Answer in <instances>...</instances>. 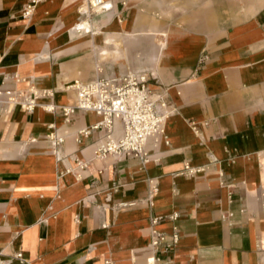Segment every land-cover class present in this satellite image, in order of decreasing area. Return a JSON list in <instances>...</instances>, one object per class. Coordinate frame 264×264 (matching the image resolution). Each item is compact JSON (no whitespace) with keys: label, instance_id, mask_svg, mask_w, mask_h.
Segmentation results:
<instances>
[{"label":"crops","instance_id":"0c3cea01","mask_svg":"<svg viewBox=\"0 0 264 264\" xmlns=\"http://www.w3.org/2000/svg\"><path fill=\"white\" fill-rule=\"evenodd\" d=\"M27 1L0 0V92L53 96L32 114L0 98V261L146 264L151 218L178 213L156 226L157 264H264V0H190L182 16L161 0H107L90 15L85 0H42L24 20ZM132 69L174 109L169 145L149 144L145 164L94 158L103 132H79L100 118L59 113L76 102L65 88ZM51 127L64 138L57 156ZM75 160L89 162L80 180L65 172ZM186 163L203 171L177 176Z\"/></svg>","mask_w":264,"mask_h":264},{"label":"built area","instance_id":"2783aa9c","mask_svg":"<svg viewBox=\"0 0 264 264\" xmlns=\"http://www.w3.org/2000/svg\"><path fill=\"white\" fill-rule=\"evenodd\" d=\"M42 0H28L21 11V18L28 20L34 13L35 7ZM111 4L107 0H85L80 11L85 15L100 14L110 11ZM83 30L76 28V31ZM206 55L199 59V64L206 61ZM101 73V71H99ZM150 75L145 71H127L118 76H96L88 82L74 80L65 89L75 93L76 102L72 107H59L57 111L65 118L75 113H93L100 118L99 122L88 130H82L79 135L87 137L91 131H102L103 138L95 145L94 158L103 159L107 156L124 159L130 158L142 164L148 162L147 147L151 144L157 147L161 143L166 146L169 141L165 135L166 121L173 115L174 109L165 101V96L158 93L152 86ZM18 82V80H16ZM51 90H30L28 92L8 91L0 92V98L10 106H18L27 114H32L39 106L38 100L51 98ZM47 112H54L55 107L48 105L44 108ZM194 134H198V127L190 122ZM46 135V142L50 151L58 155L64 138L55 135L53 127ZM34 143V140H30ZM89 165L88 161L75 160L73 169H66L65 172L76 171V179H81V172ZM203 171L201 167H191L184 164L182 171L177 176L192 177ZM147 196V203L152 206V198L156 192V186L152 181ZM121 207L127 204H120ZM178 213H172L166 217H153L150 220V243L152 255L146 259V264H157L153 256L160 246L166 243V235L158 231L156 226L163 220L175 222ZM232 214L222 215V220H228ZM77 222V219H76ZM176 227L172 229L171 245L178 242ZM166 247H170L167 245ZM20 259L21 255H16ZM110 264L109 260L104 262ZM0 264L6 262L0 261Z\"/></svg>","mask_w":264,"mask_h":264},{"label":"rangeland","instance_id":"374dc122","mask_svg":"<svg viewBox=\"0 0 264 264\" xmlns=\"http://www.w3.org/2000/svg\"><path fill=\"white\" fill-rule=\"evenodd\" d=\"M164 3L165 11L175 9L177 12L180 13V16L187 15L188 13V4L190 0H161ZM196 1L198 6L203 5V0H193V2ZM197 6V7H198ZM130 71H137V70H130ZM147 73V72H146ZM149 74V73H148Z\"/></svg>","mask_w":264,"mask_h":264}]
</instances>
